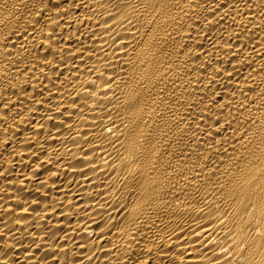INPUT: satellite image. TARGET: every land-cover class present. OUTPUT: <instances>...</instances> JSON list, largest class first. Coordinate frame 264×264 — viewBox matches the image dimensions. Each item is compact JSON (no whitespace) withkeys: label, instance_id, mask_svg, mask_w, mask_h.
<instances>
[{"label":"bare ground","instance_id":"obj_1","mask_svg":"<svg viewBox=\"0 0 264 264\" xmlns=\"http://www.w3.org/2000/svg\"><path fill=\"white\" fill-rule=\"evenodd\" d=\"M0 264H264V0H0Z\"/></svg>","mask_w":264,"mask_h":264}]
</instances>
